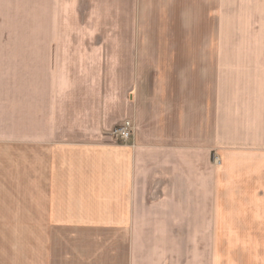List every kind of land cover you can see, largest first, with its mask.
I'll list each match as a JSON object with an SVG mask.
<instances>
[{
    "label": "crops",
    "instance_id": "1",
    "mask_svg": "<svg viewBox=\"0 0 264 264\" xmlns=\"http://www.w3.org/2000/svg\"><path fill=\"white\" fill-rule=\"evenodd\" d=\"M65 3L50 38L2 45L18 264H264V0H134L133 23L67 25Z\"/></svg>",
    "mask_w": 264,
    "mask_h": 264
},
{
    "label": "rangeland",
    "instance_id": "2",
    "mask_svg": "<svg viewBox=\"0 0 264 264\" xmlns=\"http://www.w3.org/2000/svg\"><path fill=\"white\" fill-rule=\"evenodd\" d=\"M89 1L92 3L93 0H63L67 9L66 5L63 6V13H59L58 21L66 25L91 22L123 24L134 22V0H103L102 2L107 1V3L100 2L101 5H99L100 3L97 5L89 4ZM50 2L51 0H0L1 72L3 69L1 54L4 41H8L9 44H18L20 38L27 40L50 38L51 32L41 29L43 25L54 21V16L50 14ZM95 17H98L97 21ZM61 33L65 34L66 31ZM13 48L15 50L10 56V69L17 71L18 46H12ZM10 81L12 85L18 86V79H11ZM3 85L4 80L0 78V87ZM0 198H2L1 190ZM18 246L19 239L0 238V264H18Z\"/></svg>",
    "mask_w": 264,
    "mask_h": 264
},
{
    "label": "built area",
    "instance_id": "3",
    "mask_svg": "<svg viewBox=\"0 0 264 264\" xmlns=\"http://www.w3.org/2000/svg\"><path fill=\"white\" fill-rule=\"evenodd\" d=\"M133 131L134 126L132 122L126 120L112 129L111 137L115 142L125 144L131 139ZM214 161L219 162L217 158Z\"/></svg>",
    "mask_w": 264,
    "mask_h": 264
}]
</instances>
